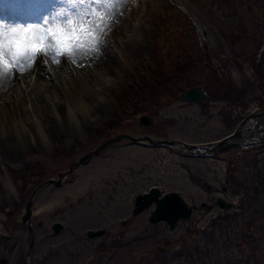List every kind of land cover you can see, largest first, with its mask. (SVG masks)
I'll return each mask as SVG.
<instances>
[{
  "label": "rangeland",
  "instance_id": "rangeland-1",
  "mask_svg": "<svg viewBox=\"0 0 264 264\" xmlns=\"http://www.w3.org/2000/svg\"><path fill=\"white\" fill-rule=\"evenodd\" d=\"M39 3L36 11L0 0V22L43 24L46 15L51 23L58 10H81L67 0ZM261 11L254 0H122L89 54L61 55L59 63L40 54L32 68L0 78V264H24L28 229L16 223L32 196L29 264H264L263 149L202 159L120 140L79 164L113 135L204 144L233 132L247 115L260 117L264 39L255 54L260 82L251 84L248 67L239 68L235 57L255 50ZM167 53L170 59L190 55L186 77L179 74L159 94L149 88L146 98L134 93L152 59L168 60ZM204 54L212 60L208 66ZM212 67L229 80L221 72L213 80ZM219 79L227 87L208 82ZM202 82L210 94L205 103L177 97L188 89L183 84ZM131 96L143 100L135 116ZM143 115L153 119L151 126H139ZM72 164L60 186L41 187ZM153 187L180 195L191 216L173 230L148 221L154 204L133 216L134 199ZM219 198L230 208L221 209ZM202 203L209 209L198 210ZM55 223L62 225L57 233ZM87 231L102 235L87 237Z\"/></svg>",
  "mask_w": 264,
  "mask_h": 264
},
{
  "label": "snow or ice",
  "instance_id": "snow-or-ice-1",
  "mask_svg": "<svg viewBox=\"0 0 264 264\" xmlns=\"http://www.w3.org/2000/svg\"><path fill=\"white\" fill-rule=\"evenodd\" d=\"M21 4L40 10L39 0H18ZM80 11L58 10L49 23L42 15L43 24H7L0 22V78L23 73L32 68L38 55H51L54 62L61 55L85 56L95 50L106 29V21L114 18L113 9L122 0H67ZM63 18V19H59Z\"/></svg>",
  "mask_w": 264,
  "mask_h": 264
},
{
  "label": "water",
  "instance_id": "water-1",
  "mask_svg": "<svg viewBox=\"0 0 264 264\" xmlns=\"http://www.w3.org/2000/svg\"><path fill=\"white\" fill-rule=\"evenodd\" d=\"M180 100L183 102H188L191 104H198V103H205L207 101V95L203 91V85H197L190 89H187L180 95ZM246 121V120H245ZM245 121L242 122V125L245 124ZM153 119L147 116H141L139 118L138 124L139 126H151L153 124ZM241 125V126H242ZM242 137L241 127L232 133L231 135L227 136L222 140H218L212 144H189L184 143L179 140H153L147 136L142 138H134L129 134L122 133L118 135H114L108 137L104 141H102L98 147L89 151L85 155L79 158V164L87 163L93 156L99 155L102 153L107 147L111 144L118 142L120 140H127L132 144L149 147V148H181L184 153L189 154L191 156H195L198 158H212L220 153L227 152L233 148H240L246 147L245 145L239 144V139ZM264 147V145H262ZM75 164H72L69 167V170L66 172H61L57 176V180H49L48 182L44 183L41 187L47 184H53L55 186H60L62 181L72 174L74 170ZM32 204H33V196L28 200L26 203L21 216L20 221L17 224L20 228H23L25 225L27 226V238H26V253L24 264H29L28 257L30 254V250L33 246V232L30 227V217L32 215ZM151 204L155 205V210L150 214L148 221L151 224H155L158 222H165L169 229L173 230L177 224V222L181 220L188 219L192 214V209L188 208V205L183 201L180 195L177 193H168L165 195H161L160 191L157 188H151L148 193H145L142 196H139L135 199L134 202V209L132 211V215L135 216L139 214L142 210L149 207ZM217 205L223 209L227 210L230 208V204L225 203L222 199L217 200ZM194 207L193 209H195ZM209 207L206 203H202L198 210H208ZM62 229V225L59 223H55L53 225V231L55 233L59 232ZM87 237H96L101 236L102 232H92L87 231ZM4 263V261H3Z\"/></svg>",
  "mask_w": 264,
  "mask_h": 264
},
{
  "label": "trees",
  "instance_id": "trees-1",
  "mask_svg": "<svg viewBox=\"0 0 264 264\" xmlns=\"http://www.w3.org/2000/svg\"><path fill=\"white\" fill-rule=\"evenodd\" d=\"M255 4H258L260 6V8L262 9L261 11V23H260V28H258L256 31V33L259 34V41L257 42L256 46H255V50L254 51H247L245 53L236 55L235 59H239L242 62L236 61V64L239 68H243V64L246 65V67H248V70L250 72V76H251V84H256L258 81H261V77L259 78L258 76V72L256 70V64H255V54L256 52L261 48L262 45V41L264 39V1L263 0H254ZM164 46V43H163ZM168 54L169 59H165L162 57H154L152 59V63L151 65H149L146 68L145 71V76H142V80H143V84L140 87L139 85H137V83H134V88H136V91L134 93H139L140 95L143 94V96L146 98V94H144V88H149L150 90L155 89L156 94L162 93L165 89L170 88L171 86H174V78L178 77V75L180 74L181 76H184L186 73L188 74V69L191 66L192 63V59L190 58V55H188L187 60L186 59H182L179 58L176 53L173 54V56L175 57L174 59H170V57L172 56V54ZM166 54V55H167ZM234 59V58H233ZM204 62L206 64V66L209 65V63H212V60L210 59V57L207 54H204ZM226 65L229 64L230 60L229 59H225ZM245 62V63H243ZM171 65V67H169L168 65ZM213 69H211V71L213 72V80H218L216 78L217 75H219L218 73H220V69L218 67H212ZM212 74H211V78H212ZM220 74H222V77H224L223 79L228 81L229 80V75L228 73H223L221 72ZM186 77V75H185ZM220 80V79H219ZM224 80H220V83L217 82H213V81H208L209 83L212 82V84L216 85V86H220V87H227L226 81ZM187 84V83H185ZM184 85V88H190L191 85L189 83V85ZM198 84V83H197ZM196 83L192 84V86L197 85ZM202 84H204V86L207 85L206 82H202ZM178 92V91H177ZM176 92L177 97H180V93L182 92ZM208 98H210V94H207ZM129 102H131V104L133 105V108L131 110V113L134 112V115L137 113V109L140 108L143 105V100L141 101H136L132 96L129 99ZM19 182V181H18ZM24 186V184H23ZM22 188V187H21ZM194 234V232H192V235ZM181 241L185 242L184 239H181ZM182 242V243H183Z\"/></svg>",
  "mask_w": 264,
  "mask_h": 264
},
{
  "label": "flooded vegetation",
  "instance_id": "flooded-vegetation-1",
  "mask_svg": "<svg viewBox=\"0 0 264 264\" xmlns=\"http://www.w3.org/2000/svg\"><path fill=\"white\" fill-rule=\"evenodd\" d=\"M246 117V116H245ZM257 115H253V119L244 125L242 128L243 130V138L241 141H248V139H251L252 141H258L259 144L264 145V113L258 117ZM244 119V118H243ZM244 143V142H243ZM246 144H249L248 142H245ZM251 146L249 148H243L242 149H236L240 152H244L249 149H256L258 147V144L256 143H250Z\"/></svg>",
  "mask_w": 264,
  "mask_h": 264
},
{
  "label": "bare ground",
  "instance_id": "bare-ground-1",
  "mask_svg": "<svg viewBox=\"0 0 264 264\" xmlns=\"http://www.w3.org/2000/svg\"><path fill=\"white\" fill-rule=\"evenodd\" d=\"M62 82H63V80H62ZM15 98H13V101L15 102ZM81 104L83 105V107H84V109L86 110V112L88 111L87 110V108H88V105H87V103L85 102V101H82L81 102ZM15 105H16V103H15ZM65 111H66V113L69 115V117H70V119L71 120H73V121H75V118H73L71 115H73L72 113V109L69 107V105L67 104L66 105V109H65ZM54 113H55V115H57L58 116V113H59V109H54ZM76 122V121H75ZM80 190V188L79 187H77V192Z\"/></svg>",
  "mask_w": 264,
  "mask_h": 264
}]
</instances>
